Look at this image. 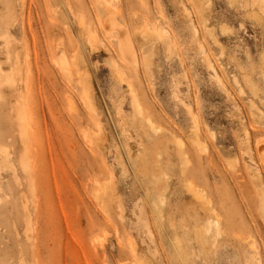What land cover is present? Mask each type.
Masks as SVG:
<instances>
[{
    "label": "rangeland",
    "instance_id": "obj_1",
    "mask_svg": "<svg viewBox=\"0 0 264 264\" xmlns=\"http://www.w3.org/2000/svg\"><path fill=\"white\" fill-rule=\"evenodd\" d=\"M0 264H264V0H0Z\"/></svg>",
    "mask_w": 264,
    "mask_h": 264
},
{
    "label": "bare ground",
    "instance_id": "obj_2",
    "mask_svg": "<svg viewBox=\"0 0 264 264\" xmlns=\"http://www.w3.org/2000/svg\"><path fill=\"white\" fill-rule=\"evenodd\" d=\"M123 47V45H121ZM125 46V45H124ZM18 71V70H17Z\"/></svg>",
    "mask_w": 264,
    "mask_h": 264
}]
</instances>
